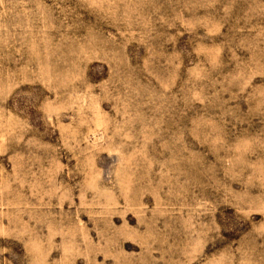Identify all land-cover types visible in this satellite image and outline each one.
Returning <instances> with one entry per match:
<instances>
[{"label": "rangeland", "instance_id": "rangeland-1", "mask_svg": "<svg viewBox=\"0 0 264 264\" xmlns=\"http://www.w3.org/2000/svg\"><path fill=\"white\" fill-rule=\"evenodd\" d=\"M0 264H264V0H0Z\"/></svg>", "mask_w": 264, "mask_h": 264}]
</instances>
